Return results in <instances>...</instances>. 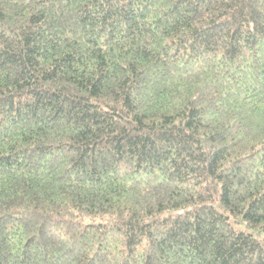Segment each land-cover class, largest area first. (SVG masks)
<instances>
[{
    "label": "trees",
    "instance_id": "trees-1",
    "mask_svg": "<svg viewBox=\"0 0 264 264\" xmlns=\"http://www.w3.org/2000/svg\"><path fill=\"white\" fill-rule=\"evenodd\" d=\"M0 264H264V0H0Z\"/></svg>",
    "mask_w": 264,
    "mask_h": 264
}]
</instances>
